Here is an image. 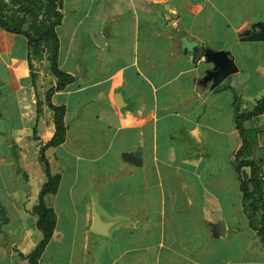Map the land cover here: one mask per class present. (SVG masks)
<instances>
[{
	"label": "crops",
	"instance_id": "obj_1",
	"mask_svg": "<svg viewBox=\"0 0 264 264\" xmlns=\"http://www.w3.org/2000/svg\"><path fill=\"white\" fill-rule=\"evenodd\" d=\"M237 1L252 11L261 1L259 14L235 13L231 0H61L59 63L75 80L52 96L66 109L67 133L50 147L56 125L47 94L58 78L46 57L31 61L26 35L0 26V264H29L23 255L43 238L33 211L47 181L43 153L61 179L45 197L56 225L40 264H264L235 164L237 112L264 96V82L247 86L253 76L237 56L246 62L256 48L264 57V40L241 39L264 22V0ZM107 27L102 48L93 38ZM195 45L230 51L240 70L214 89L204 85L211 65L195 61ZM262 60L255 74L264 81ZM124 78L145 99L139 120L124 117L113 98ZM245 125L264 171V114ZM242 173L248 178L250 167ZM94 204L115 221L108 236L92 230Z\"/></svg>",
	"mask_w": 264,
	"mask_h": 264
},
{
	"label": "trees",
	"instance_id": "obj_2",
	"mask_svg": "<svg viewBox=\"0 0 264 264\" xmlns=\"http://www.w3.org/2000/svg\"><path fill=\"white\" fill-rule=\"evenodd\" d=\"M61 0H0V26L12 33H21L28 37L32 58L43 59L50 62L52 73L58 78L55 87L47 94V101L55 112L56 131L45 147L58 146L65 141L67 127L64 122L65 107L55 105L52 96L56 91H62L74 82L75 76L60 67V39L57 27L62 23ZM16 5L11 9L10 5ZM29 22L28 28L25 25ZM264 114V96L259 100L255 109L248 112H237L236 126L241 139V146L236 153L235 164L243 193V207L252 228L258 231L264 242V171L262 161L252 156V144L255 141L254 131L247 128L245 123L253 117ZM46 165L47 181L40 193L39 203L33 211L39 217L38 227L43 232L39 244L27 255L29 264H40L43 252L51 240L55 225L56 214L47 204L46 195L57 191L60 175L53 174L49 162L42 154ZM250 167L251 174L244 177L242 169Z\"/></svg>",
	"mask_w": 264,
	"mask_h": 264
},
{
	"label": "water",
	"instance_id": "obj_3",
	"mask_svg": "<svg viewBox=\"0 0 264 264\" xmlns=\"http://www.w3.org/2000/svg\"><path fill=\"white\" fill-rule=\"evenodd\" d=\"M110 35L109 28H105L102 34L94 38L96 44L102 48L107 47V39ZM242 40L246 41H263L264 40V22H257L251 28L245 30L241 36ZM194 55L195 61L198 62L202 57H205L203 62L211 65L206 67L200 82L204 85H209L212 89L221 84L229 76L237 73L240 70L235 56L228 50H215L204 46H192L190 49ZM139 90H134L127 79L117 81L113 89V98L121 114L131 117H136L138 120L144 112L145 99L141 96ZM140 122H134V124ZM94 218L92 230L102 235L108 236L110 229L115 224V221L105 219L94 204ZM226 224L221 222L219 230L222 234L225 231Z\"/></svg>",
	"mask_w": 264,
	"mask_h": 264
},
{
	"label": "rangeland",
	"instance_id": "obj_4",
	"mask_svg": "<svg viewBox=\"0 0 264 264\" xmlns=\"http://www.w3.org/2000/svg\"><path fill=\"white\" fill-rule=\"evenodd\" d=\"M7 1H9V0H7ZM68 1V0H67ZM232 1V11L234 10V12L236 13H238V14H242L241 12H242V10H248V11H252V10H250L251 9V5H248L247 4V6L245 7V5L243 4H241L240 3V1H237V0H231ZM66 5H67V2L65 3ZM260 4H261V1L259 2V9H258V11L256 10H253L252 11V13H251V15H253V14H259V12H260ZM73 4L72 3H70V6H72ZM10 7H11V9H15V7H16V5H13V4H11L10 5ZM65 9H66V13H68V9H67V6H65ZM264 9V8H263ZM263 9H262V13H263ZM92 12H97V8H96V5L94 6V8H93V10H92ZM71 19V18H70ZM143 18H141V20H142ZM144 20V19H143ZM142 20V21H143ZM71 22V20H66V24H65V26H67L68 27V24ZM94 25V17H89V18H87L86 20H85V24L84 25H81V28H80V30H79V32H78V34H77V36H76V40H75V49H76V52L79 54V53H82L83 52V50H84V44L88 41V37H87V33L85 32L86 30H85V28H86V26H87V28H90L91 26H93ZM114 25L115 24H113V29H114ZM28 26H29V22L25 25V27H27L28 28ZM93 40H94V38H93ZM62 42H63V47L64 48H66V46L64 45V44H66L68 41H67V39H65V38H63L62 39ZM229 46V45H228ZM126 49L127 48H124L123 50H125L126 51ZM253 53H254V56L252 57V59H249L248 61H246V62H243L242 61V59H241V57L238 55L237 56V62L240 64V65H242V66H247L248 67V69H250V71H251V75L253 76V78H251L249 81L250 82H253L254 84H250V85H247L249 88H254V89H257V88H260V87H262V84H263V82L264 81H262L261 79H259L257 76L258 75H256L255 74V70H256V68H257V66L258 65H263V64H261V63H263V62H260L262 59H264V57H261L262 55L261 54H259V50L258 49H256V48H253ZM263 61V60H262ZM87 63V65L89 66L90 64L88 63V62H86ZM93 65V64H92ZM91 68H90V73L92 74V75H94L95 73H96V68H95V66H90ZM104 74V71L103 72H101V75H103ZM250 77H246V79L248 80ZM253 85V86H252ZM246 86V87H247ZM84 264H88V262L87 261H84Z\"/></svg>",
	"mask_w": 264,
	"mask_h": 264
}]
</instances>
